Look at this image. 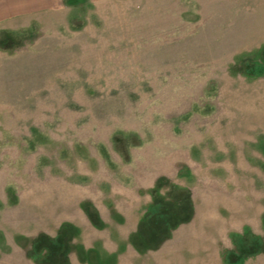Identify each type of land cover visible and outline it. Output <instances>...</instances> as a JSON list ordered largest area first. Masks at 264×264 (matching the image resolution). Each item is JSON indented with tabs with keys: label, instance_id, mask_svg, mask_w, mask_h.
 Instances as JSON below:
<instances>
[{
	"label": "rangeland",
	"instance_id": "1",
	"mask_svg": "<svg viewBox=\"0 0 264 264\" xmlns=\"http://www.w3.org/2000/svg\"><path fill=\"white\" fill-rule=\"evenodd\" d=\"M0 264H264V0L1 19Z\"/></svg>",
	"mask_w": 264,
	"mask_h": 264
},
{
	"label": "crops",
	"instance_id": "2",
	"mask_svg": "<svg viewBox=\"0 0 264 264\" xmlns=\"http://www.w3.org/2000/svg\"><path fill=\"white\" fill-rule=\"evenodd\" d=\"M44 1L50 0H0V20L37 10Z\"/></svg>",
	"mask_w": 264,
	"mask_h": 264
},
{
	"label": "trees",
	"instance_id": "3",
	"mask_svg": "<svg viewBox=\"0 0 264 264\" xmlns=\"http://www.w3.org/2000/svg\"><path fill=\"white\" fill-rule=\"evenodd\" d=\"M153 213H155V212L153 211Z\"/></svg>",
	"mask_w": 264,
	"mask_h": 264
}]
</instances>
